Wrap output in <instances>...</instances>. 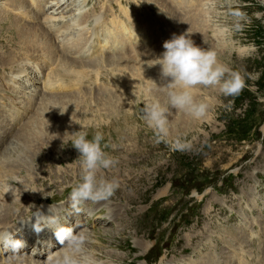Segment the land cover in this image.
<instances>
[{
	"label": "rangeland",
	"instance_id": "rangeland-1",
	"mask_svg": "<svg viewBox=\"0 0 264 264\" xmlns=\"http://www.w3.org/2000/svg\"><path fill=\"white\" fill-rule=\"evenodd\" d=\"M5 1L9 6L12 5L11 7L13 8L17 6L22 8L26 3L25 0ZM152 1L159 3L162 0ZM85 2L86 0H82V3ZM37 3L38 8L41 6L39 8L41 13L44 12V15H52L54 16L53 20H55L54 18L56 17L53 15L55 11L48 12L49 9L44 10L41 0H38ZM215 4L218 5V11H210L208 14L212 19L217 20L212 24L209 23L210 19L206 17L203 6L198 7L190 13L177 6L170 7L165 5L168 8L165 11L167 13V30L170 34L177 35L178 33H186L190 29V38L195 44L201 47V43L204 49L211 48L217 50L218 57L222 63L234 70H239L242 74L259 73V79L247 81L250 86L254 85V87L245 88L237 97H225L218 90L200 88L197 99L211 100V104H214L209 109L207 118L199 121L194 120L190 116L173 109L172 115L169 117L171 121L170 135L167 141L157 144L152 129L141 119V109L149 98L159 99L162 104H166L167 102L166 89L157 88L159 84L165 86L162 84L160 71L158 72L157 66H153V69L151 68L153 77H148V80L154 81L156 85L159 84L155 87L146 82L143 97L141 98L142 103L137 102L135 104V114L132 118L126 117L125 122L124 113L126 110L123 109L121 119H117L120 120V123L113 122L111 124L110 122L114 118L106 119L105 117H101L100 120H91L87 125L89 127L93 126L88 130L90 134L96 132L94 127L101 125L98 131L104 133L105 137L102 144L107 143L109 145L105 148V151H108L111 156L118 160L114 168L104 171V175L109 179L113 177L118 179L120 188L107 203L93 204L90 202L93 213L90 217L91 219H81V222L85 224L81 227V230L84 229L90 238L86 245L87 251L95 248L97 253H101L109 259L108 254H113L117 262L112 260V264H146L143 260L144 258L148 259L150 264H154L155 262V264H199L204 259L206 260L200 264H220L218 261L210 259L211 254H219V257L223 258L222 264H225L227 261L231 264L230 256L222 257V253H219L220 250L224 251L223 242H225V237L230 234L231 230L249 226L254 221H264V53H262L264 49V16L257 19L253 15L256 12L264 13V5H262L261 0H233V6H239L242 11L246 12L251 22L245 26L243 31L236 32L229 41H225L217 35L215 25H231L233 23V18L225 14L229 3L228 0H215ZM245 4L246 6L242 7ZM63 5L61 4L60 7ZM111 6L114 8L113 4ZM31 8L35 10L33 11L36 16L39 13L38 9L36 10L35 7ZM58 8L59 6L56 9L58 10ZM52 9H54V6ZM127 15L129 16L130 14L127 13ZM131 15L133 16V14ZM219 17H223L224 19H219ZM99 19L101 20V18ZM128 20V23L136 21L134 16L128 17ZM196 21L198 24H195ZM48 22L42 19L41 26L48 32L49 38L50 35L54 38V41L50 42L54 47H56L55 45L59 41H62V43L65 41V44L68 43L72 51L71 57L67 54L69 59H73L72 55L74 51L78 48H84L86 41L88 42L91 37L88 32H86L88 35L86 37V33H83V29H81L79 33L85 39L81 36V40L80 35L77 36V41L74 38L72 40L65 37L60 39L58 36L60 30L53 29L48 25ZM88 22L86 21V24ZM21 25H25L24 27L31 26L24 23ZM17 29V24L6 18L0 8V58L7 53L6 47L12 48V50H19V45L17 44L19 41L15 38L17 36ZM71 41L73 42L71 43ZM4 42L7 44L6 47L4 46ZM20 43L22 44H20L21 50L17 52L18 56L12 55L3 61V63L10 61L9 64H4L6 66L13 64L9 68L11 79L16 78L21 71L23 72V68H18L17 65L16 59L19 57V53L21 54L20 59L24 62L29 60V62H34L36 57V60L42 57V51L39 46L35 50H27L23 48L24 43L21 41ZM73 43L75 46H73ZM125 43L127 42H122V45ZM231 44L232 47L230 46ZM122 45L113 46V42L109 40V44L106 46L107 49H105L106 57L122 52V50H117L118 47L122 49ZM73 47L77 49H73ZM137 48L141 49V52L145 55L151 54L154 50ZM238 49H247L248 53L239 56L237 54ZM24 50L26 53L23 52ZM58 50L62 51V53L65 52L62 48ZM24 55L28 56L25 58ZM154 56L156 55L154 54ZM13 57H16L15 60H13ZM54 63L57 64V67L61 66L59 57L55 58ZM106 67L102 68L103 71L100 70L101 75L97 80L96 76L91 72V75L88 79L84 80V83L92 78H94L95 82H100L103 79ZM18 70H20L19 74L17 73ZM110 70L113 71L112 68ZM36 76L37 73H35L31 86L33 91H36L37 96L39 80ZM111 80L117 83L114 78ZM84 83H81V85L83 86ZM33 86H35V89ZM82 86L81 91H83ZM97 88L102 90V92L104 90L114 94L121 92L117 90L116 86L110 89L106 86L98 85ZM98 94L99 92L95 93L94 97L98 96ZM114 94L113 96L111 95L112 99L107 96L99 98V102L104 101V104H100V107L97 109L99 115H109L119 105L125 103L126 98H116L118 94H116V97ZM38 97H36L37 100L33 101V104L30 103L26 108H23L24 110L22 109L23 113L16 112L19 115L14 113L15 116L13 115L10 118L8 124L0 128V145L6 139L1 138V132L6 134L7 129L14 122L17 123L19 120H23L25 117L21 115L25 112L27 114L30 113L33 105L37 104ZM114 100H117V102ZM29 106L31 109H29ZM50 108L54 110L48 111L49 113L46 114L48 120L51 117H58L62 120L65 119V124H67H63L62 126H65L61 128L56 125L53 137L55 139L59 137L64 138L65 132L70 134L68 128L70 120H66L63 114H61L63 108L58 106H50ZM248 113L254 117L245 121L246 118L244 116ZM28 118L25 120L24 125L28 124ZM11 122L12 124H10ZM110 124L112 128H117L116 131L111 129L113 134H110L106 129L102 131L103 128L109 127ZM246 125H249L251 129L245 137V134H242V132ZM83 126L84 124H79L75 132L80 131L81 128H85ZM48 127L50 128L51 125ZM48 127L45 128L43 133L36 132L35 129L37 127L34 128L32 122L30 133L34 131L37 134L34 137L40 141L44 135L48 136V134H44L47 133ZM22 130L21 127H17L12 132L13 136ZM131 132H134V138L129 136ZM51 133H53V130ZM249 133H254L253 135L257 136L258 140L248 137ZM240 136L242 139L245 137V140L241 139L238 143ZM177 139L190 142L191 147L183 151L174 149L172 145ZM24 143L28 144V142ZM60 148V154H65L64 148L62 146ZM42 155L43 158L41 160L34 161L35 163L39 162V164H35L38 166L36 169L49 165L51 170L49 173L45 172L47 174H41L43 178L55 177V166L57 162L61 161L64 164L63 168L67 171V175L72 172L78 177L77 183L80 181L81 168L80 161L78 160L80 154L77 150L73 155L65 154L58 156L56 154L54 156L53 150H49L48 153L45 152ZM28 158H30V152H23L20 157L17 155L12 160H1L0 165L2 163V165L6 166L5 170L7 172L14 166L15 168L17 167V170L14 168L12 171L19 175L22 171L21 164L26 162L24 165L28 166ZM49 167L45 169L48 170ZM12 171L10 170L9 173L3 175V180L0 182V194L4 193L7 189L9 190L7 185H10V191L14 189L18 194L24 192L25 195H21V200L22 202L27 201L29 206L33 203L32 198H36L37 196L38 202H40L43 199L41 192L45 191L43 184L20 182L17 177L13 176L14 173ZM229 175H232L231 183L233 187L230 186ZM47 180H45L44 184L49 185L50 181L48 182ZM223 181H227V185L224 188L222 187L221 194H218L215 191V187L221 186ZM171 182H174V186H171ZM47 188H51V185L47 186ZM61 189L62 187L58 191L54 189L47 190L48 197L55 195L56 192H61ZM197 190H200V192H197ZM18 199L19 197L16 196V200ZM2 203L0 202V209L4 205ZM149 206L154 211L149 209ZM16 208L18 209L15 206L10 207L13 211ZM230 214L233 215L234 220L226 223L225 221ZM11 219L12 216L8 220ZM8 220L5 222V225L10 222ZM187 223L190 224L186 225ZM253 231H256V229H253ZM231 239L232 237L228 239V242H225L226 245H230L235 240ZM216 241H219V243ZM152 246L155 247L153 250L150 249ZM246 246L252 252L258 247V243L255 246H250L246 243ZM187 259L191 263H188Z\"/></svg>",
	"mask_w": 264,
	"mask_h": 264
},
{
	"label": "clouds",
	"instance_id": "clouds-1",
	"mask_svg": "<svg viewBox=\"0 0 264 264\" xmlns=\"http://www.w3.org/2000/svg\"><path fill=\"white\" fill-rule=\"evenodd\" d=\"M229 7L225 13L233 18L231 25H215V31L225 41L241 32L251 20L248 14L239 6H233V0H228ZM264 5V0H261ZM205 15L215 9V0H205ZM257 19L264 13L253 14ZM190 29L180 35L173 34L170 40L163 43L165 51L159 57L152 59L153 66H160V78L165 86L157 87L156 83L146 80L157 88L166 89L167 102L162 104L159 99L149 98L141 109V119L152 129L157 144L167 141L170 135L172 110L182 112L194 120L206 119L212 106L211 100L197 99L200 88L218 90L225 97H237L250 86L247 81L259 79V73H244L234 70L222 63L215 49H204L190 38ZM67 111V109H66ZM65 112V111H64ZM64 112H61L63 114ZM86 128L69 134L65 132L70 144L80 153L81 178L69 193L70 207L77 215L83 211L88 202L93 204L107 203L120 188V182L115 177L109 179L105 170L114 168L118 160L105 151L109 145L102 144L104 133L96 131L88 138ZM172 147L176 150H187L190 142L177 139ZM10 190V186H9ZM8 190V191H9ZM49 207L52 215L45 216L40 210L32 213L36 217L33 228L41 232L44 228L54 230L56 239L64 247L49 254L44 264H97L93 255L87 251L86 245L90 238L84 229L74 233L71 227L60 223L59 216ZM31 218V217H30ZM29 218V219H30ZM0 242L13 251L23 247V242L13 240L8 231L0 233Z\"/></svg>",
	"mask_w": 264,
	"mask_h": 264
},
{
	"label": "bare ground",
	"instance_id": "bare-ground-1",
	"mask_svg": "<svg viewBox=\"0 0 264 264\" xmlns=\"http://www.w3.org/2000/svg\"><path fill=\"white\" fill-rule=\"evenodd\" d=\"M8 1H10V0H8ZM148 1L153 2L152 0H148ZM25 2L29 6L35 7L36 10L38 9L39 13L35 16V18H40L41 17L46 22L47 21H49V22L50 21H53V17L54 16L47 15V14L44 15V12L41 13V11L39 9L41 6H39V8L37 6L38 5V3H37L38 0H25ZM17 3H19V2H17ZM23 3H24V1H23ZM20 4H22V3H20ZM7 5L9 6V4H7ZM17 7L19 8V6H17ZM17 7H15V8L17 9ZM52 7H51V9H52ZM59 8H60V6H59ZM38 11H36V12H38ZM127 13H128L127 11H124V14H125V16L127 18L130 17V16L133 17L131 14L128 16ZM50 14H52V13H50ZM54 19H56V18H54ZM86 21L88 22V19L86 20V18H84L81 21L80 24H86ZM183 21H184V19H183ZM196 23H197V21L195 22V24ZM109 24H110V28L107 27V25H108L107 22H105V21L100 20L99 18H97L96 23H95V32H88L90 36H94V35L97 36V44H96V46H94L92 48L91 52H87V50L85 49V47L84 48L83 47L82 48H78V49L76 48L77 46L76 47H73V49L74 48L77 49V50L74 51V53L72 55L73 56L72 57L73 59H69L68 58V56L71 57V53H72L71 47H69L68 43L65 44L64 43L65 41H63V43H62V41H59V43L57 42V44L55 45L56 47H54L52 45V43L50 42L54 38L51 35H50V38L48 37L49 34H47L48 32H46V30H45V28H43V26L38 25V24H34V25H31V26L24 27L25 25L24 26L21 25V27L19 29L21 31H19V34H20L21 42L24 43L23 48H25L27 50H35L36 47L39 46V48L42 51V57H41V59H39V61H40V67H39V69H36L35 66L34 67L32 66L34 68V70H35V73H37L36 78L39 80L37 94L38 95H42L44 93H49V92H82L81 91L82 90L81 83H84V80H86V78L88 79V77L91 75V72H93V74L96 76L95 78L97 80L98 77L101 75L100 70L103 71L102 68H104L105 66L111 67L113 69V71L114 70H118L119 71L121 69V65H127L126 68L129 69L134 76H137L138 74H145L147 76V78L148 77H153L152 76V70H151V68L153 69V62L151 60L159 57V55L158 56H154V53L153 52L151 54L150 53H148V54L146 53L147 55H145V54H143L141 52V49L139 50L137 47H135L134 48V51H128V50H126L123 53L122 52H119L117 54L114 52L115 54H111L108 57H106V55H105V49H107L106 46L109 44V40H111L113 42V46H115V45L116 46L117 45L121 46L122 45V42H127L130 45H132L135 42L136 38L138 37V26H137V22L136 21L134 23L130 22V23H126L125 24V22H121L120 20H117V19L113 18L112 20H110ZM81 36L82 35H80L79 37L81 38ZM76 39L77 38H75V41H77ZM43 40H45V41H43ZM62 40H64V39H62ZM71 40H72V38H71ZM81 40H82V38H81ZM81 40H79V41H81ZM73 41H71V43ZM84 42H85V40H84ZM20 44H22V43H20ZM80 45H83V44H80ZM73 46H75L74 43H73ZM230 46L232 47V44ZM78 47H80V46H78ZM59 48L60 49L62 48L63 51H65V52L62 53V51L58 50ZM117 50H122V49H121V47H118ZM23 52H25V50ZM246 53H248V50L247 49H238L237 50V54L239 56L240 55L242 56V55H244ZM67 54H68V56H67ZM19 55H21V54L19 53ZM27 56H25V58ZM56 57H59V62L61 63V66H59V64H58L59 67H57V64L56 63H54ZM13 58H14L13 60H15L16 57H13ZM36 58H35V60H36ZM33 59H34V57H33ZM13 60H12V62H14ZM29 61H26V62H29ZM9 62H5L4 64H9ZM12 62H11V64H12ZM15 63H16V61H15ZM156 66H157V69H158V72H159L160 71V67H159V65H156ZM15 68H17V67H15ZM13 70H14V68L12 69V72H13ZM15 72H17V71H15ZM19 72H20V70H18L17 73L19 74ZM159 74H160V72H159ZM13 79H15V78H12V80ZM35 83H37V82H35ZM33 87L35 89V86H33ZM158 87H163V86H161L159 84ZM97 89H99V88H97ZM146 89H148V88H146ZM160 89H163V88H160ZM152 90H154V89H152ZM99 91H101L98 94L99 98L100 97H104V96L106 97L107 96V97H109V98L112 99L111 95L113 96V94H114V93H111L110 91H106V90H104L102 92V90L99 89ZM116 94H118V93L116 92ZM38 95L36 97H38ZM114 101L117 102V100H114ZM32 104H33V102H32ZM213 105L211 107H213ZM34 108H35V110L39 109V119L36 120L35 123L38 124V125L43 126V129L44 130H45L46 127H48L49 125H51L50 128L48 127L47 133H44V134H48V136L50 138H55V137H53V135H54V132L56 130V125L59 128L64 127L65 125H67V124H65L66 123L65 122V119L62 120V119H60L58 117H54V118L51 117L48 120V118L46 117V114L49 113L48 111L54 110V109H51L50 106H41L37 102V104H34L33 105V109ZM33 109L30 111V113L33 112ZM17 115H19V114H17ZM28 117H25V120H27ZM28 119L29 120H28V124L27 125L26 124L24 125L25 120L24 121L19 120L17 123L14 122L13 124L11 122L10 124H12V126L7 129V133L5 134L4 132H1V138H3V139L6 138L7 139L9 137H12L14 140H18L20 137H23V138H25V141L24 142L35 143V144L37 142H39L38 141L39 139L34 137V135L36 133L34 131L30 133V130L32 128V122H30V121L32 119H31V117H29ZM191 122H192V120H191ZM63 124H65V125L62 126ZM38 125L36 126L37 129H38ZM17 127H21L23 130L20 133H16L15 136H13L12 132H14L15 129H17ZM33 127H34V125H33ZM36 127H34V128H36ZM53 127H54V129H52ZM52 130H53V133H51ZM41 136H43V135H41ZM0 162H1V160H0ZM14 168H15V166L12 169H10V170L12 171V170H14ZM5 169H6V166L2 165V163H1V165H0V182L3 180V175L5 173H9V171H10L9 170L7 172ZM15 169L17 170V167ZM13 191H14V189H13ZM13 191H10V190L8 191V189H7V190L4 191V193H1L0 194V202H3L2 204H4L3 206H1V209H0V225H5V222L8 219H10L11 216L25 214L26 211H25L24 208L29 206V204L27 203V201L22 202V200H21V195H25L24 192H20L18 194L15 191L14 192ZM16 196H18L20 200L19 199L16 200ZM32 199H35V198H32ZM11 206L18 207V209L16 208V210H17L16 213H15L16 210L13 211V210L10 209ZM0 252H1V249H0ZM33 257L36 258V261H35L34 264H38V260L40 258H43L44 257V254H42L41 251H38L37 253H35V255ZM41 264H42V262H41ZM225 264H230V263L227 261Z\"/></svg>",
	"mask_w": 264,
	"mask_h": 264
},
{
	"label": "trees",
	"instance_id": "trees-1",
	"mask_svg": "<svg viewBox=\"0 0 264 264\" xmlns=\"http://www.w3.org/2000/svg\"><path fill=\"white\" fill-rule=\"evenodd\" d=\"M249 115H250V113L246 114V115H245V118H247ZM244 132H245V130H244Z\"/></svg>",
	"mask_w": 264,
	"mask_h": 264
}]
</instances>
